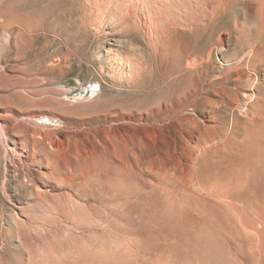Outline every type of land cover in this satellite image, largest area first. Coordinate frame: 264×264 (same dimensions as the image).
Segmentation results:
<instances>
[{
	"label": "rangeland",
	"instance_id": "1",
	"mask_svg": "<svg viewBox=\"0 0 264 264\" xmlns=\"http://www.w3.org/2000/svg\"><path fill=\"white\" fill-rule=\"evenodd\" d=\"M70 1L0 0V264H209L192 257L202 237L225 264H264V65L231 63L257 38L253 5L218 24L229 35L218 135L198 143L208 106L188 109L185 126L132 107L125 120L104 117L109 96L133 91L98 82L91 50L84 59L49 30Z\"/></svg>",
	"mask_w": 264,
	"mask_h": 264
},
{
	"label": "bare ground",
	"instance_id": "2",
	"mask_svg": "<svg viewBox=\"0 0 264 264\" xmlns=\"http://www.w3.org/2000/svg\"><path fill=\"white\" fill-rule=\"evenodd\" d=\"M70 2V6H66L68 3L61 5L63 10L47 24L49 30L64 42L72 43L73 49L84 59L91 50L90 56L97 63L98 82L103 83L106 79L133 91L124 97L115 93L103 102V115L109 120H125L121 110L132 107L143 121L185 126L195 121L186 113L188 109L198 115L208 106L212 118L210 134L206 136L200 131L193 138L198 143L214 140L218 135L220 52L229 40L228 32L220 31L218 24L233 5H241L245 11L253 5L259 28L257 38L248 45V50L231 59L235 71L251 69L256 74L259 66L264 65V0ZM234 24L239 27L238 41L242 43L246 40L244 25L238 21ZM14 27L23 30L26 26ZM208 35L211 39L208 37L210 43L206 46ZM42 117L35 116V119ZM16 143L11 138L8 145L15 146ZM7 163L13 164L11 156ZM191 243L194 252L191 255H195L196 260L199 261V257L204 263L225 264L220 250L214 247L210 238H193Z\"/></svg>",
	"mask_w": 264,
	"mask_h": 264
}]
</instances>
